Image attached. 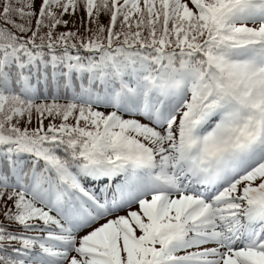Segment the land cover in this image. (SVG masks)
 <instances>
[{
	"label": "snow or ice",
	"instance_id": "snow-or-ice-1",
	"mask_svg": "<svg viewBox=\"0 0 264 264\" xmlns=\"http://www.w3.org/2000/svg\"><path fill=\"white\" fill-rule=\"evenodd\" d=\"M0 264H264V0H0Z\"/></svg>",
	"mask_w": 264,
	"mask_h": 264
}]
</instances>
